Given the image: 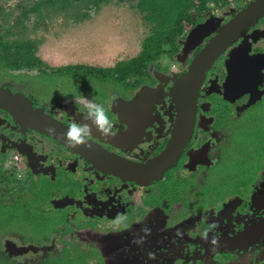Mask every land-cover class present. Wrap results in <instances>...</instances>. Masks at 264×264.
Returning a JSON list of instances; mask_svg holds the SVG:
<instances>
[{
	"label": "flooded vegetation",
	"instance_id": "1",
	"mask_svg": "<svg viewBox=\"0 0 264 264\" xmlns=\"http://www.w3.org/2000/svg\"><path fill=\"white\" fill-rule=\"evenodd\" d=\"M251 1L199 16L194 26H209L204 40L190 50L179 41L173 58L148 65L141 78L121 82L99 72L125 97L103 104L115 135L106 139L93 130L89 142L103 156L123 162L121 168L0 109V205L19 208L0 209V264H264V114L258 113L264 108V16L204 72L187 142L162 159L179 123L177 82ZM38 59L42 66L12 69L0 63V68L5 74L74 75L80 66L49 67ZM0 87L66 128L87 119L80 103L36 104ZM143 89L148 92L141 96ZM12 211L27 224L4 235ZM46 214L53 222L31 225ZM32 228L42 233L34 236ZM89 240L101 244L107 258L87 250ZM77 245L80 249L71 247Z\"/></svg>",
	"mask_w": 264,
	"mask_h": 264
},
{
	"label": "rangeland",
	"instance_id": "2",
	"mask_svg": "<svg viewBox=\"0 0 264 264\" xmlns=\"http://www.w3.org/2000/svg\"><path fill=\"white\" fill-rule=\"evenodd\" d=\"M37 1L0 0V41L2 39L4 43L26 40L36 42L37 57L49 67L79 64L85 68H109L118 61L137 57L143 39L150 34V27L139 12L130 7V3L111 1L99 9L90 10L86 18H78L74 13H51L48 5L41 11L42 15L48 12L44 19H40L37 13L22 17L23 10ZM201 38L204 40L205 37ZM2 70L3 68H0V85L31 97L36 104L65 100L79 106L80 94L102 105L111 97L121 99L125 97V92L114 80H101L102 78H95L93 75L74 73L76 75L74 76L70 71L59 75L41 71L5 74ZM100 75L104 77L101 73ZM258 113L264 114V108ZM0 209L19 208L0 205ZM18 214L12 211L11 220L4 222V235L6 232L12 233V230L16 232L26 227V217H17ZM42 221L50 223L53 222V218L49 214L42 215V219L37 215L31 225L43 226L45 224ZM43 228L49 229L48 226ZM78 228L83 229L81 226ZM32 229L34 236L36 233H42L40 229L37 231ZM90 241L92 240L88 242ZM94 242L88 245L92 248L88 247L87 250L101 251L107 258L109 252H104L101 244ZM71 247L75 249L78 245Z\"/></svg>",
	"mask_w": 264,
	"mask_h": 264
},
{
	"label": "trees",
	"instance_id": "3",
	"mask_svg": "<svg viewBox=\"0 0 264 264\" xmlns=\"http://www.w3.org/2000/svg\"><path fill=\"white\" fill-rule=\"evenodd\" d=\"M111 1L114 0H38L31 7L23 10L22 17L30 13H37L40 19H44L48 16V12L46 15H42L41 11L45 5H48L51 8V13H74V16L78 18H86L90 10L99 9L100 6ZM237 1L117 0L119 3H130V7L137 10L150 27V34L143 39L139 55L132 59L118 61L112 67L98 70V72L93 68H85L83 65L74 68V70L78 69V73H82L84 76L97 77H102L99 73L101 71L104 75L106 73V76H112L121 82L128 78H141L146 73L148 65L155 64L166 57L173 58L178 53L179 41L182 40L184 44L188 32L197 26L194 24L198 21L199 16L221 7L233 5ZM37 49L36 42L31 40L4 43L1 39L0 63L12 69L42 66V62L35 57Z\"/></svg>",
	"mask_w": 264,
	"mask_h": 264
},
{
	"label": "water",
	"instance_id": "4",
	"mask_svg": "<svg viewBox=\"0 0 264 264\" xmlns=\"http://www.w3.org/2000/svg\"><path fill=\"white\" fill-rule=\"evenodd\" d=\"M263 16L264 0L251 1L246 8L239 11L230 21L223 25L192 60L188 73L177 82L175 87V95L179 102V123L175 137L167 150L168 154L166 158H162L164 159L163 162L167 161L171 154L174 155L177 147L184 146L187 142L184 139L192 128L195 112L194 102L204 72L226 48L236 41L238 37L243 36ZM208 32L209 26L207 23L191 29L184 41L185 50L196 47L201 41V37L208 34ZM147 92L148 90L143 89L139 95L143 96ZM0 109L7 111L17 122L32 125L37 130L53 136L63 142V144L69 146L64 139L67 128L47 117L41 110L33 109L28 99L22 95L12 94L9 90L0 87ZM75 149L87 155L98 156L114 168H121L123 165V162H119L110 156H108L109 158L103 156L105 154L90 142H88L87 147L78 146ZM126 165L129 166L128 164ZM160 165H162L161 162Z\"/></svg>",
	"mask_w": 264,
	"mask_h": 264
},
{
	"label": "clouds",
	"instance_id": "5",
	"mask_svg": "<svg viewBox=\"0 0 264 264\" xmlns=\"http://www.w3.org/2000/svg\"><path fill=\"white\" fill-rule=\"evenodd\" d=\"M79 102L86 110L87 119L85 121H71L64 134L66 143L73 148L78 146L87 147L93 130L106 139L112 138L115 135L114 125L109 118L107 109L83 94H80ZM118 219H123V217L120 216ZM211 243L217 244L218 241L214 238Z\"/></svg>",
	"mask_w": 264,
	"mask_h": 264
},
{
	"label": "crops",
	"instance_id": "6",
	"mask_svg": "<svg viewBox=\"0 0 264 264\" xmlns=\"http://www.w3.org/2000/svg\"><path fill=\"white\" fill-rule=\"evenodd\" d=\"M79 65V64H78Z\"/></svg>",
	"mask_w": 264,
	"mask_h": 264
}]
</instances>
